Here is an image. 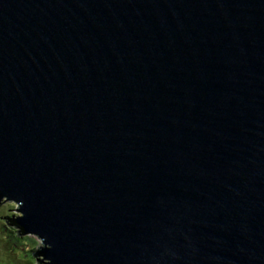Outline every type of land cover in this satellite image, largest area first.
Wrapping results in <instances>:
<instances>
[{
  "label": "water",
  "instance_id": "1",
  "mask_svg": "<svg viewBox=\"0 0 264 264\" xmlns=\"http://www.w3.org/2000/svg\"><path fill=\"white\" fill-rule=\"evenodd\" d=\"M42 264H264V0H0V201Z\"/></svg>",
  "mask_w": 264,
  "mask_h": 264
},
{
  "label": "rangeland",
  "instance_id": "2",
  "mask_svg": "<svg viewBox=\"0 0 264 264\" xmlns=\"http://www.w3.org/2000/svg\"><path fill=\"white\" fill-rule=\"evenodd\" d=\"M18 207L15 202L0 201V264H42L41 260L48 262L42 255H36L43 247L42 240L34 235L20 236L21 228L9 221L21 216ZM34 238L38 243L33 241Z\"/></svg>",
  "mask_w": 264,
  "mask_h": 264
},
{
  "label": "trees",
  "instance_id": "3",
  "mask_svg": "<svg viewBox=\"0 0 264 264\" xmlns=\"http://www.w3.org/2000/svg\"><path fill=\"white\" fill-rule=\"evenodd\" d=\"M10 218H11V217H10ZM11 219H12V218H11ZM11 219H9V221H10ZM11 223L13 224V221H11ZM21 235H23V233H22V232L20 233V236H21ZM26 237H31V236H26ZM32 238H33V237H32ZM33 241H34V242L36 241V242L38 243V241H37V240H35V238L33 239Z\"/></svg>",
  "mask_w": 264,
  "mask_h": 264
}]
</instances>
